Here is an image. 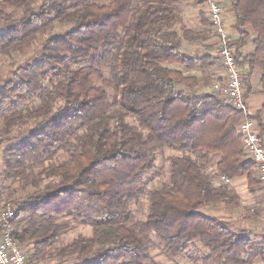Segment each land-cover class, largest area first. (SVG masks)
<instances>
[{
    "label": "trees",
    "instance_id": "obj_1",
    "mask_svg": "<svg viewBox=\"0 0 264 264\" xmlns=\"http://www.w3.org/2000/svg\"><path fill=\"white\" fill-rule=\"evenodd\" d=\"M190 1L204 5V0H140L135 8L133 0L105 5L0 0V18L9 24L0 32V54L9 58L58 24L74 25L47 38L39 61L18 67L0 86V108L9 109L2 132L35 122L25 140L4 151L2 174L5 181L18 179L34 189L9 220L13 240L32 245L33 264L71 257L84 264H159L149 261L151 235L172 257L199 243L207 254L190 255L192 264L264 260V239L247 238L202 213L212 206L240 207L239 195L219 184L222 177L247 176L250 192L260 182L237 131L247 116L216 94L193 91L202 78L171 68L211 66V57L181 50L183 41L204 39L181 27L182 7ZM231 4L240 35L233 43L235 60L262 72L264 92V0ZM249 42L254 52L248 56L242 50ZM243 87L248 99L250 73L243 75ZM251 118L264 142V124L259 116ZM166 147L180 151L170 159V185L148 191L145 177L156 170V152ZM59 152L66 155L63 161ZM214 155L219 159L211 174ZM143 195L147 212L136 221L132 209ZM76 223L91 226L93 235L66 242Z\"/></svg>",
    "mask_w": 264,
    "mask_h": 264
},
{
    "label": "rangeland",
    "instance_id": "obj_2",
    "mask_svg": "<svg viewBox=\"0 0 264 264\" xmlns=\"http://www.w3.org/2000/svg\"><path fill=\"white\" fill-rule=\"evenodd\" d=\"M112 0H97V3L105 5L110 3ZM140 0H133V7L135 8L136 5L139 3ZM222 8V7H221ZM223 10V9H222ZM5 11L7 13H10L12 11L11 8H7ZM19 17L20 15L17 14ZM8 23H6L4 20L0 18V32H3L7 29ZM74 29V25L72 24H58L56 29H54L51 34L41 37L39 41L28 45L19 47L12 51V58H9L8 56L1 55L0 54V86H3L5 82H8L10 78L12 77V73L15 69L21 66H25L28 63L33 64L37 61H39L43 45L45 43V40L49 38L50 36H62L67 32H70ZM173 70H176V68L172 67ZM100 83V82H99ZM177 88L179 89L180 86L178 85ZM110 94H114L113 90H109ZM117 106L114 107V110H117ZM9 109L4 107L0 108V136L2 137V142L7 143V148L15 146L25 140L28 135L34 130L35 122L31 125L24 127V128H16L12 130V132L9 134H5L2 132L3 128V119L8 114ZM254 117V116H253ZM126 121L133 126L137 125L136 120L133 117H129L126 119ZM180 156V151L176 149H170L168 147L159 150L156 152V170L154 172H151L146 175V182L148 184L147 189L148 191H153L155 189L162 188L163 186L170 185V159L171 157ZM218 155H214V163L209 166V173H213L215 170V163L218 161ZM57 158L59 160H64L66 158V155L63 152H59L57 154ZM4 160V157H3ZM250 161V160H249ZM5 170V165H4ZM256 170V169H255ZM4 172V171H3ZM257 175V172H256ZM2 175L0 176V185L4 190L8 191V197L4 199L5 203H11L16 205L21 204L22 202L28 200L31 196L34 194V189L31 187H24L22 185V181L18 179H12L9 181H5ZM223 178V177H222ZM221 178V180H222ZM258 178V175H257ZM259 180V179H258ZM223 182V181H222ZM260 182V181H259ZM225 185H228V187L233 191V189L230 187V184L224 183ZM262 187V184L260 182V186L256 189H260ZM234 192V191H233ZM239 197V196H238ZM240 198V197H239ZM148 199L147 195H143L139 201L133 206V213L136 221H143L144 215L147 212V204ZM216 207V208H215ZM241 207V205H240ZM238 207V208H240ZM235 208V209H238ZM222 207L218 206H212V207H206L202 210V213L204 215H211L214 217H217L219 219H226L224 213L222 212ZM241 210V209H240ZM246 219H252L255 218L257 215V212H253L252 210H245ZM259 217V216H258ZM228 219V218H227ZM93 228L89 225H84L80 223L74 224L71 231H69L66 236V242H70L72 239L76 238L79 235H84L86 237H91L93 235ZM242 233V231H240ZM264 234V232L262 231ZM247 237V236H246ZM151 240V249L149 254V261H155L159 264H192V262L189 259L190 255H196V254H207V250H205L199 243L195 247H192L187 254H181L175 257H172L168 251L165 249V247L161 244L160 239H158L155 235L150 236ZM252 240V237L250 238ZM25 251L28 253L30 260L32 261V245H25ZM33 262V261H32ZM264 260L258 258L254 261V264H263ZM84 259H79L76 257L71 258H52L48 259L46 261L40 262L38 264H84ZM35 264V263H34Z\"/></svg>",
    "mask_w": 264,
    "mask_h": 264
},
{
    "label": "crops",
    "instance_id": "obj_3",
    "mask_svg": "<svg viewBox=\"0 0 264 264\" xmlns=\"http://www.w3.org/2000/svg\"><path fill=\"white\" fill-rule=\"evenodd\" d=\"M219 3L223 9L226 30L230 35L232 42L235 44V42L240 39V35L235 27L236 18L233 12L231 0H219ZM182 8L183 14L181 27L194 30L197 33L202 34L204 37V39L200 42L183 41L181 47L182 52L194 58L209 56L212 58V61L211 66L208 69H190L180 64H175L172 67L181 71L185 76H196L197 78H202L199 86L193 91L199 95L212 94L214 84L225 80L226 71L223 67L221 56L219 54L218 39L215 36V33H213L209 22V13L204 5H199L194 1L187 2ZM242 52L244 55L248 56L252 54L254 52L252 42H249ZM242 70L244 74L250 73L251 76L252 92L250 97L247 99L251 113L250 116H259L261 122L264 124V92L261 86L262 72L258 69L250 71L247 66L242 67ZM182 89L183 91H192L180 85L178 90ZM2 141V137L0 136V176L4 171V151L8 149L6 146L7 143L4 144ZM245 159L249 160L248 158ZM218 182L220 185L225 183L222 182L221 179H219ZM248 182L247 176H242L234 180H230L228 183L233 191L240 197V208L227 209V207L222 205L218 207H222L221 210L226 217L223 221L232 231L238 233L242 231L241 234L243 236H247V238L252 237L253 239L262 241L264 239V234L262 233V231L264 232V188L262 186L260 189L250 192ZM7 197L8 191L4 190L0 185V210L5 206V204H7L4 201ZM246 209H250L254 213L257 212L255 218L246 219Z\"/></svg>",
    "mask_w": 264,
    "mask_h": 264
},
{
    "label": "built area",
    "instance_id": "obj_4",
    "mask_svg": "<svg viewBox=\"0 0 264 264\" xmlns=\"http://www.w3.org/2000/svg\"><path fill=\"white\" fill-rule=\"evenodd\" d=\"M204 6L209 13V22L213 33L218 39L219 54L226 78L223 82L214 84L212 93L227 100L237 110L242 111L247 117L237 127L242 137L245 158L255 164L258 179L264 188V142L261 140V131L250 116L248 100L244 98L243 70L235 58L236 49L226 30L223 10L219 0H204ZM229 183L230 180L222 178ZM16 206L11 203L5 204L0 210V264H33L25 248L12 238V229L9 220L13 217Z\"/></svg>",
    "mask_w": 264,
    "mask_h": 264
}]
</instances>
